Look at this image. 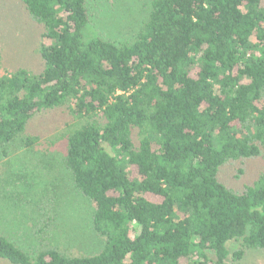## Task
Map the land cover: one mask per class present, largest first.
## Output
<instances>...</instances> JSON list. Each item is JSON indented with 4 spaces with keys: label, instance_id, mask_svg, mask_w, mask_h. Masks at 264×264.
<instances>
[{
    "label": "trees",
    "instance_id": "obj_1",
    "mask_svg": "<svg viewBox=\"0 0 264 264\" xmlns=\"http://www.w3.org/2000/svg\"><path fill=\"white\" fill-rule=\"evenodd\" d=\"M21 1L42 29L43 68L0 73V150L66 110L64 165L105 247L74 256L56 246L51 198L37 251L0 234V262L226 264L237 241L234 264L264 253V170L241 185L264 161V0H152L120 44L86 36L90 0Z\"/></svg>",
    "mask_w": 264,
    "mask_h": 264
},
{
    "label": "rangeland",
    "instance_id": "obj_2",
    "mask_svg": "<svg viewBox=\"0 0 264 264\" xmlns=\"http://www.w3.org/2000/svg\"><path fill=\"white\" fill-rule=\"evenodd\" d=\"M152 0H90L91 24L87 37H102L115 43L132 42L151 10ZM42 29L29 19L21 0H0V73L25 69L31 74L42 71L40 59ZM66 110L35 119L28 131L4 150H0V234L15 241L27 252L39 247L33 235L40 208L56 198L58 229L53 242L74 256L99 254L105 239L93 230L94 205L74 184L64 165L65 133L72 123ZM36 139L33 146L27 138ZM250 173L241 183L253 184L264 170V161H252ZM153 201L156 197L148 196ZM240 241L229 244L226 264H234L232 254ZM0 264H7L0 262ZM240 264H264V253L252 251Z\"/></svg>",
    "mask_w": 264,
    "mask_h": 264
}]
</instances>
